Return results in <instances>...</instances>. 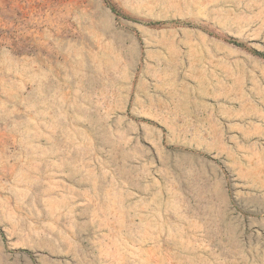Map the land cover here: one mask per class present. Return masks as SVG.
<instances>
[{"label": "rangeland", "instance_id": "obj_1", "mask_svg": "<svg viewBox=\"0 0 264 264\" xmlns=\"http://www.w3.org/2000/svg\"><path fill=\"white\" fill-rule=\"evenodd\" d=\"M0 264H264V0H0Z\"/></svg>", "mask_w": 264, "mask_h": 264}]
</instances>
